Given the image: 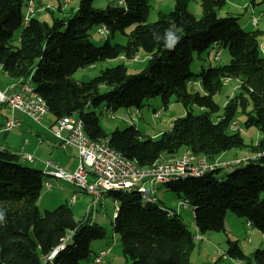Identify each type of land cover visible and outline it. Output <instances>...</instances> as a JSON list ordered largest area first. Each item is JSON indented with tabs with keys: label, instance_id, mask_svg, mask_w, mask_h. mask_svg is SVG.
Returning <instances> with one entry per match:
<instances>
[{
	"label": "trees",
	"instance_id": "1",
	"mask_svg": "<svg viewBox=\"0 0 264 264\" xmlns=\"http://www.w3.org/2000/svg\"><path fill=\"white\" fill-rule=\"evenodd\" d=\"M30 1L36 0H0V66L14 81L32 79L55 122L68 116L81 118L91 140H107L138 167L150 168L183 148L214 162L230 151L249 147L239 131L230 133L241 114L245 128L260 133L251 152H263V33L247 31L238 17L219 18L217 10L226 0H200L199 19L188 10L191 0H175L174 11L159 12L154 23L148 21L145 0H118L124 2L123 7L117 3L105 10L94 8L95 0H80L72 16L56 18L51 26L35 17L25 24L22 8ZM260 5L264 7V0ZM94 27L111 33L102 47L90 40ZM18 31L15 46L12 39ZM116 33L126 39L125 44L110 42ZM219 46L228 50V64L192 72L196 56ZM141 54L148 61L138 74H130L125 64H119L86 83L73 79L80 69L121 57L131 61ZM226 80H238L240 87L221 107L215 97ZM199 81L204 94L189 90V82ZM157 97L165 109L173 98L186 109L169 132L153 139L131 125L106 135L97 109L139 110ZM24 163L18 154L0 150V264H45L62 244L64 248L46 264H80L89 259L94 254L91 244L104 237V229L78 222L68 205L42 216L38 202L47 178ZM231 169L224 176L228 169L220 168L202 178H183L164 186L193 208L200 234L226 231L225 220L232 212L264 236V155ZM112 193L119 206L113 230L130 264H192L196 234L180 213L159 207V199L145 204L139 194ZM228 245L229 258L251 264L236 241L228 240ZM252 256L257 264H264V249Z\"/></svg>",
	"mask_w": 264,
	"mask_h": 264
},
{
	"label": "rangeland",
	"instance_id": "2",
	"mask_svg": "<svg viewBox=\"0 0 264 264\" xmlns=\"http://www.w3.org/2000/svg\"><path fill=\"white\" fill-rule=\"evenodd\" d=\"M36 0L37 13L35 18L40 22L52 25L54 19L68 18L75 13L78 9L80 0ZM148 5L149 11V23H154L158 19V13H172L175 8V0H145ZM262 0H227L225 5L217 10L219 18H226L228 16H234L240 18L239 22L247 31L259 30L264 35V7L260 5ZM35 3V4H36ZM118 0H95L94 8L98 10H105L107 6L117 4ZM63 8V12H60L59 7ZM188 10L196 17H202V8L200 0H191ZM22 12H27V2L24 3ZM256 18L258 25L253 26L251 19ZM100 27H94L90 31V40L97 47H102L106 39L102 37L98 31ZM21 31L14 34L12 44L17 46L19 44V37ZM111 43H126V39L123 38L119 33H116L114 37H111ZM261 50L264 57V38L261 39ZM220 54V59L215 60L216 54ZM141 61H122V60H111L102 62L96 65V67H86L78 70L73 79L80 83H86L99 76L100 72L115 67L119 64H125L130 74H138L143 71L147 65L148 59L141 54L138 56ZM230 61L229 52L226 48L219 46L213 47L208 52L201 56H196L194 62L191 65L192 72L199 74L202 70L207 69L209 66L226 65ZM197 84V82H194ZM195 84V85H196ZM189 85V90L194 93L204 94L201 81L198 84ZM32 87L35 88L34 84ZM240 82L238 80H232L228 85H225L221 92L215 97V101L218 105L223 107L229 98L233 96L236 91L239 90ZM104 91V89L102 90ZM10 110L4 105L2 108L3 114H8ZM137 109H119L112 110L106 106H102L96 110V113L100 116V124L105 131L106 135L110 136L116 129L122 131L131 125H135L139 130L142 131L146 137L157 139L162 133L169 132L171 124L178 118L186 115L185 107L176 102L173 98L167 109L164 108L162 99L160 97L150 99L145 102V105L139 109L141 117H138L135 121L132 120L131 116L136 114ZM155 113H160V117L156 118ZM195 113H199L196 109ZM114 116V119L111 118ZM50 116H47V120ZM1 120V118H0ZM46 120V121H47ZM244 117L241 114L237 115V121L232 125L230 133L234 134L237 131L241 133L245 139L246 144L249 147L242 150H233L228 152L230 156L234 154L246 153L245 156H253L251 152L252 146L258 144L260 139V133L257 129L247 130L243 124ZM16 130H13V132ZM18 131V130H17ZM185 148L181 149L182 152ZM73 152H77L71 149ZM59 160L61 155L59 154ZM78 158V156H77ZM220 159V158H219ZM231 160V159H228ZM63 161V160H62ZM227 161V160H222ZM74 162L68 163L67 167H72ZM78 165V164H77ZM24 166L30 167L42 171L44 166H39L37 163L29 164L24 163ZM243 167V165L241 166ZM232 169L225 170L221 176L231 172ZM46 183V181H45ZM53 184V190L47 191L44 187L43 193L39 199L38 206L40 213L43 216L46 211H51L59 207L60 205H68L72 209L75 219L78 222L87 221L90 225H98L105 231L103 238L92 242L91 250L94 254L89 259L82 261L80 264H97L95 262V254L97 255L101 250H110V254L106 257L101 264H130L122 254V242L119 235L113 230V221L116 215V204L112 192L105 193L101 199L93 203L91 196L81 192L70 184L63 183L64 191H61L56 185ZM45 185V184H44ZM77 191L80 194L77 203L69 204L67 201L69 197ZM157 203L159 207H166L178 211V198L172 194L166 186H161L157 190ZM193 208L180 211V215L184 223L188 226L189 230L195 234L196 225L192 215ZM224 232L208 233L206 235L201 234L203 237L202 241H196V247L192 253L191 263L192 264H238L237 260L229 258L227 251L229 249L228 240L236 241L241 250L250 257L251 264H257L253 258V253L257 250L264 249V236L260 231L255 228H248L244 219L237 217L232 212L228 213L225 220ZM212 234V238H209ZM248 264L247 261L243 262Z\"/></svg>",
	"mask_w": 264,
	"mask_h": 264
},
{
	"label": "built area",
	"instance_id": "3",
	"mask_svg": "<svg viewBox=\"0 0 264 264\" xmlns=\"http://www.w3.org/2000/svg\"><path fill=\"white\" fill-rule=\"evenodd\" d=\"M120 7L124 6L123 1H119ZM35 1L28 2L27 12L24 16L25 24L35 17L37 13ZM253 26L258 25L256 18L251 19ZM98 33L106 40L109 39L111 33L105 27H100ZM220 59L217 53L215 60ZM120 60L125 61L124 57ZM131 61H141L138 56ZM94 67V66H93ZM231 80H226L224 85H228ZM189 82V85H194ZM9 93L0 91V103L8 106L13 112H20L37 125H42L46 117L49 115V109L46 100L35 91L32 87V79L27 81H17L9 86ZM141 117L139 110L131 116L135 121ZM155 117L159 118L160 113H155ZM114 119V116H111ZM22 125L21 120L16 118L8 119L5 124L0 127V134L3 132H11L18 130ZM235 125V124H234ZM50 134L59 142L63 149H73L77 152L78 165L74 171L65 170L58 162L53 159L44 162L42 170L47 178L44 185L47 191L53 190L51 179L61 181L75 186L79 192H83L92 197L93 203L101 199L108 192H119L128 194H139L145 204L157 202V190L159 187L183 178H202L210 172L217 169H231L242 166L247 162L257 160L264 155V150L259 155L245 156L241 158H232L231 160H216L211 162L205 156L196 155L187 150L179 157L162 158L150 168H140L135 162L125 158L119 152L111 148L108 141H93L86 132L85 125L81 118L76 116H68L61 118L51 124L48 128ZM2 151L8 150L6 146L0 148ZM19 157L26 163L35 164L36 158L32 155L19 153ZM77 196L71 198L70 203L76 202ZM116 204V215L119 212L118 203ZM191 206L186 201H179L178 211L189 209ZM194 212H192V215ZM248 228H252L247 223ZM203 237L197 231L195 241H202ZM64 248V244L59 246L55 251L46 258V262L55 259L58 252ZM110 250H101L95 262L101 264L108 257ZM238 264H244L238 262Z\"/></svg>",
	"mask_w": 264,
	"mask_h": 264
},
{
	"label": "crops",
	"instance_id": "4",
	"mask_svg": "<svg viewBox=\"0 0 264 264\" xmlns=\"http://www.w3.org/2000/svg\"><path fill=\"white\" fill-rule=\"evenodd\" d=\"M227 1V0H226ZM68 1L65 0V3ZM36 3V1H35ZM28 5V3H27ZM38 6V4L36 3ZM60 12H63V8L60 6L58 9ZM26 14V12L24 13ZM264 38V35H263ZM17 81H14L12 78L8 76L6 72L2 69L0 66V91L9 93L7 90L9 86L13 85ZM196 84V83H195ZM194 84V85H195ZM198 84V82H197ZM196 84V85H197ZM195 85V86H196ZM6 106V105H5ZM4 107V104L0 103V127H2L5 122L8 119L16 118L21 120L22 125L18 129V131H11V132H3L0 134V148L3 146H6V148L14 152L16 154L19 153H25L32 155L36 158V163L39 166H44V162L49 159H53L54 161L58 162L65 170L67 171H74L78 164V158L75 152H73L71 149H63L59 142L50 134L48 131V127L55 122L53 117L49 114L50 118L47 120H44L43 124L37 125L34 122H32L30 119L25 117L20 112H13L8 106H6L10 111L8 114L2 113V108ZM47 120V121H46ZM141 131V130H140ZM142 132V131H141ZM146 136V135H145ZM187 151V149H184L182 152L179 151L178 154L174 155L173 157H179L182 154H184ZM61 155L60 158H63L59 160V154ZM246 153H242L240 155L234 154L233 156H230L229 153H226L220 157L219 160H228L232 158H241ZM63 160V161H62ZM74 162V165L72 167H67L68 163ZM26 163V162H25ZM43 169V168H42ZM51 181L58 187L61 191H64V186L61 181H56L51 179ZM81 193V192H79ZM77 196L76 202L78 201V198L80 194H78L77 191H74L71 197H69V200L67 203L70 204L71 198L73 196ZM65 205V204H63ZM197 231V228H196ZM209 238H212V234L208 236Z\"/></svg>",
	"mask_w": 264,
	"mask_h": 264
},
{
	"label": "clouds",
	"instance_id": "5",
	"mask_svg": "<svg viewBox=\"0 0 264 264\" xmlns=\"http://www.w3.org/2000/svg\"><path fill=\"white\" fill-rule=\"evenodd\" d=\"M0 219H2V216H0Z\"/></svg>",
	"mask_w": 264,
	"mask_h": 264
}]
</instances>
